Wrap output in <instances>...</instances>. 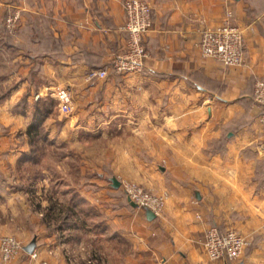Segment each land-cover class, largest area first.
<instances>
[{
	"label": "crops",
	"instance_id": "crops-1",
	"mask_svg": "<svg viewBox=\"0 0 264 264\" xmlns=\"http://www.w3.org/2000/svg\"><path fill=\"white\" fill-rule=\"evenodd\" d=\"M124 1L0 0V238L35 239L38 254L9 264H224L205 249L212 226L246 237L234 264H264V109L253 97L264 0H147L145 67L116 74ZM20 6L10 34L5 18ZM225 22L247 41L231 68L198 48L202 27ZM57 87L73 93L68 115L43 101ZM88 162L100 163L90 181ZM115 178L165 196L161 214L149 219Z\"/></svg>",
	"mask_w": 264,
	"mask_h": 264
},
{
	"label": "built area",
	"instance_id": "built-area-1",
	"mask_svg": "<svg viewBox=\"0 0 264 264\" xmlns=\"http://www.w3.org/2000/svg\"><path fill=\"white\" fill-rule=\"evenodd\" d=\"M26 2L27 0H20ZM126 24L123 29L128 35L126 49L111 61V67L116 74L138 73L144 69L146 59L149 56L145 44V37L153 24V8L148 2L128 0L124 4ZM22 9L16 7L5 18V28L10 34L17 31ZM198 48L203 57L216 60L225 67H236L245 62L247 49L246 35L243 29L231 22H225L215 27H202L199 30ZM90 78H103L107 76V70H92ZM253 97L255 102L264 109V78H258L254 83ZM55 99L58 101V109L61 114H67L71 110V97L68 91L59 89L55 91ZM258 121L262 126L264 138V110L258 115ZM128 198L138 207L149 208L156 216L160 215L164 208L165 196L157 195L135 183L125 186ZM207 255L212 261H220L224 264H234L239 261L248 241L244 235L235 229L222 230L212 226L207 231L204 242ZM23 251L21 241L14 236H3L0 240V264H8ZM32 259L37 260V253L31 254ZM36 264H48L46 261H38Z\"/></svg>",
	"mask_w": 264,
	"mask_h": 264
},
{
	"label": "rangeland",
	"instance_id": "rangeland-1",
	"mask_svg": "<svg viewBox=\"0 0 264 264\" xmlns=\"http://www.w3.org/2000/svg\"><path fill=\"white\" fill-rule=\"evenodd\" d=\"M128 0H125L124 1V4L127 2ZM137 1H140V2H148V3H150L149 1H147V0H137ZM22 3H24L25 4V2H22ZM16 7H14L13 9H15ZM12 9V10H13ZM20 9H22V6H20ZM11 10V11H12ZM10 11V12H11ZM9 12V13H10ZM21 15H22V13H21ZM20 22V21H19ZM145 67V66H144ZM13 71H15V66H13V65H10V66H7L6 68H5V73L7 74V73H9V72H12L13 73ZM143 71V70H142ZM2 74H4V71H3V69H2V66H1V68H0V75H2ZM59 89H64V90H66V91H68L69 92V94H70V97H71V102H70V105H71V110H70V112L69 113H67V114H63V115H68V114H70L72 111H73V109H72V102H73V93H72V91H69V89H66V88H62V87H57L56 88V90H59ZM55 90V91H56ZM55 91H54V95H55ZM43 101H45V102H48V105L50 106L51 105V107L52 106H56L57 107V110L59 111V109H58V101H57V99H55L54 97H49V98H47L46 100L44 99ZM44 102V103H45ZM59 113H60V111H59ZM88 149H90V151L93 149L92 147H89V145H88V147H87ZM106 164V163H105ZM104 164V169L103 170H105V172L106 173H109V171H106L107 169L109 170L110 169V165H108V168H107V165H105ZM55 166H57V165H55ZM100 166V163H95V162H88L87 163V167H88V169H87V176H88V181H90L91 179L89 178L90 177V175H91V171H93L94 169H96V168H98ZM30 168V167H29ZM56 168V167H55ZM107 168V169H106ZM97 170V169H96ZM106 175V174H105ZM95 176H97V174L95 173ZM114 176V175H113ZM108 177V178H107ZM110 177H112V175L111 174H109V176H107L106 175V178L104 179V183L106 184V185H111L112 184V182H111V179H110ZM115 179H117V178H115ZM118 180V179H117ZM74 183H77V179H74ZM120 186L123 188V191H124V193H125V186L128 184V183H135V184H137V185H140L141 187H143L144 188V186H142L141 184H138V183H136V182H133V181H131V180H128V179H120ZM88 183H90V182H88ZM146 189V188H145ZM147 190V189H146ZM148 191V190H147ZM126 194V193H125ZM126 196H127V194H126ZM128 197V196H127ZM133 202V201H132ZM238 231V230H237ZM239 232V231H238ZM240 233V232H239ZM243 235V234H242ZM5 236H8V235H5ZM10 236H12V235H10ZM14 236V235H13ZM14 237H16V236H14ZM3 238V236L0 238V240ZM22 243V242H21ZM23 245V244H22ZM248 247V246H247ZM246 247V248H247ZM245 248V249H246ZM23 250H24V246H23ZM245 251V250H244ZM36 251H35V249L33 250V252L32 253H35ZM32 253H30V254H32ZM243 254H244V252H243ZM242 254V255H243ZM38 255V254H37ZM15 259V258H14ZM1 262V261H0ZM11 262V261H10ZM9 262V263H10ZM8 263V264H9Z\"/></svg>",
	"mask_w": 264,
	"mask_h": 264
},
{
	"label": "water",
	"instance_id": "water-1",
	"mask_svg": "<svg viewBox=\"0 0 264 264\" xmlns=\"http://www.w3.org/2000/svg\"><path fill=\"white\" fill-rule=\"evenodd\" d=\"M113 182H114L115 186H119L120 185V182L117 179H113ZM132 204L136 205L134 202H132ZM146 213H147V216H148L149 219H154L155 218V214L149 208L146 209ZM35 247H36V240L34 239V240L31 241V243H29L27 246L24 247V250L27 253H32L33 250L35 249Z\"/></svg>",
	"mask_w": 264,
	"mask_h": 264
}]
</instances>
